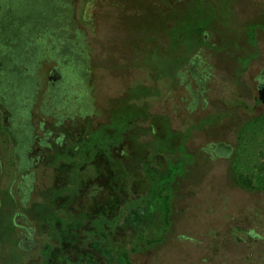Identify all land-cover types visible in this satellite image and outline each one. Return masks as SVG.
Masks as SVG:
<instances>
[{
    "label": "rangeland",
    "instance_id": "obj_1",
    "mask_svg": "<svg viewBox=\"0 0 264 264\" xmlns=\"http://www.w3.org/2000/svg\"><path fill=\"white\" fill-rule=\"evenodd\" d=\"M62 4L83 56L82 103L72 116L49 107L58 59L45 47L23 164L0 100V264H120L123 249L133 250L131 264H264V189L234 181L264 171V117L234 137L264 111L253 100L264 0ZM170 167V224L148 244ZM24 235L32 242L13 250Z\"/></svg>",
    "mask_w": 264,
    "mask_h": 264
},
{
    "label": "flooded vegetation",
    "instance_id": "obj_2",
    "mask_svg": "<svg viewBox=\"0 0 264 264\" xmlns=\"http://www.w3.org/2000/svg\"><path fill=\"white\" fill-rule=\"evenodd\" d=\"M43 1L46 0H0V100L5 102L6 107L2 113V120L7 124L4 129L15 143V155H18L23 164L30 160L28 155L32 151L30 144L35 138L31 133L27 110L35 83V66L41 59L46 58L45 47L52 55L50 58L58 59L48 78L51 98L49 107L55 109L61 117L66 114L72 116L82 103L78 89L83 82L80 65L83 56L67 38L69 28L63 26L70 16L69 9L63 6V0H48L49 8L43 9ZM17 12L22 14L17 15ZM259 77L256 84L257 94L253 100L264 110V103L258 93L259 88L264 85V67L259 72ZM262 114L264 111L259 115ZM244 125L242 122L236 128L235 144H238L240 128ZM225 147L219 143L216 150ZM237 175L236 172L234 181L241 187L237 182ZM20 186L25 190L29 187L24 181L19 184ZM31 242L24 235L19 245L26 247V244Z\"/></svg>",
    "mask_w": 264,
    "mask_h": 264
},
{
    "label": "trees",
    "instance_id": "obj_3",
    "mask_svg": "<svg viewBox=\"0 0 264 264\" xmlns=\"http://www.w3.org/2000/svg\"><path fill=\"white\" fill-rule=\"evenodd\" d=\"M252 36V35H251ZM264 117V114L256 116L252 118L251 120L247 121L245 125L243 126L244 128L246 125H254L256 122V119ZM260 125V124H258ZM241 128V134L242 130L244 128ZM173 167V166H172ZM264 169V168H263ZM259 172H253V176L250 175H242L238 174L237 175V182H239L240 186L243 189L250 190V189H264V171L257 175ZM174 173L173 169L170 167V174L168 173L165 175L160 180V183L157 184V194H158V200L155 201L153 205V209L151 211V214L155 215L152 216L150 220L152 227L158 228V234L154 238H147L146 242L148 244L154 243V242H159L162 239L163 231L167 229V227L170 224V213H171V191H170V184L171 181L174 178ZM163 192L162 194H160ZM160 194V195H159ZM13 246V250L19 248V241H15ZM11 246V247H12ZM131 250H118L117 251V260L119 261L120 264H131L130 262V253Z\"/></svg>",
    "mask_w": 264,
    "mask_h": 264
},
{
    "label": "water",
    "instance_id": "obj_4",
    "mask_svg": "<svg viewBox=\"0 0 264 264\" xmlns=\"http://www.w3.org/2000/svg\"><path fill=\"white\" fill-rule=\"evenodd\" d=\"M259 93V98L263 101L264 103V85L262 87L259 88L258 90Z\"/></svg>",
    "mask_w": 264,
    "mask_h": 264
}]
</instances>
